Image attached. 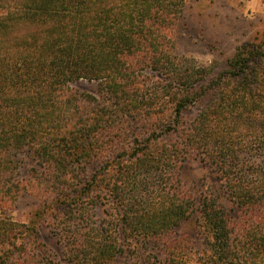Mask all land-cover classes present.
Returning a JSON list of instances; mask_svg holds the SVG:
<instances>
[{
	"label": "trees",
	"instance_id": "trees-1",
	"mask_svg": "<svg viewBox=\"0 0 264 264\" xmlns=\"http://www.w3.org/2000/svg\"><path fill=\"white\" fill-rule=\"evenodd\" d=\"M185 3L0 0V264H264V35L212 74L174 53Z\"/></svg>",
	"mask_w": 264,
	"mask_h": 264
},
{
	"label": "rangeland",
	"instance_id": "rangeland-1",
	"mask_svg": "<svg viewBox=\"0 0 264 264\" xmlns=\"http://www.w3.org/2000/svg\"><path fill=\"white\" fill-rule=\"evenodd\" d=\"M264 35V0H186L183 13L174 35V53L191 62L205 66L212 74L226 69L227 61L236 49L254 38ZM80 88L91 85L82 82ZM203 168L198 160L185 163L184 181L199 178ZM35 200L29 196L18 199L12 217L21 222L31 220ZM43 223L39 239L54 254L59 252L56 238ZM190 246L197 247L199 236L191 224L183 226L175 234ZM151 243V244H150ZM159 244L149 242L141 245V257L155 261ZM130 264H139V259H127Z\"/></svg>",
	"mask_w": 264,
	"mask_h": 264
}]
</instances>
